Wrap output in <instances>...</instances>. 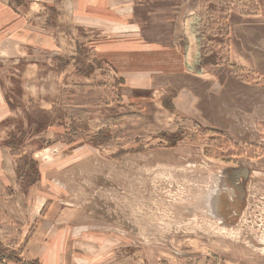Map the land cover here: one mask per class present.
Segmentation results:
<instances>
[{
    "label": "rangeland",
    "instance_id": "374dc122",
    "mask_svg": "<svg viewBox=\"0 0 264 264\" xmlns=\"http://www.w3.org/2000/svg\"><path fill=\"white\" fill-rule=\"evenodd\" d=\"M2 1L0 264H264V0Z\"/></svg>",
    "mask_w": 264,
    "mask_h": 264
},
{
    "label": "crops",
    "instance_id": "0c3cea01",
    "mask_svg": "<svg viewBox=\"0 0 264 264\" xmlns=\"http://www.w3.org/2000/svg\"><path fill=\"white\" fill-rule=\"evenodd\" d=\"M105 1L106 0H93L94 3L89 4V3L85 2L84 0H83V2L81 0H78L77 1V5H78L77 7L78 8H77L76 13H75L76 19H81V18L85 19V18H87V20H89V21L91 20L92 21V20H96V16H97L99 19L102 18V19L107 20V22H110L111 19H109V16L108 15L106 16L103 13V12H105V10H104V6H105L104 2ZM132 1L133 0H130V2H132ZM50 5H51L52 9L54 10L55 8H54L52 3L47 4V6H50ZM12 8H11V6H9L7 4H4L3 1L0 0V16L1 17L3 15L8 16L9 17V22L10 21H14V19H15V18H10L12 13H13V11L14 10L17 11V12L19 11L18 8H16V9H12ZM42 8H43V5H40L38 7V9H42ZM21 9L23 10V14H25L24 13L25 10L28 12V14H27L28 17L27 18L33 16V14L34 15L36 14V12H35L36 10L33 12L31 7L28 8V9H25V6H23V7H21ZM72 15H73V13H72ZM124 23H125L124 24L125 29H127V30L130 29L129 31H132L133 30L132 27H133V28H136L140 33L142 32L141 25L134 19V17L132 16L131 10L129 11V13L126 14V19H124ZM74 25H75V28L81 26L82 28H85L87 30L92 29V28H90L87 25L78 24L75 21V17H74ZM90 25H92V24H90ZM91 27H93V26H91ZM55 29H57V26H56ZM96 30H98V29H96ZM141 37H142V34H141ZM92 40L93 39H91V41ZM91 51L94 52L95 55L98 58L104 60L105 62L110 63V65L113 66V68L115 66L116 69H117L116 64L117 65H121V64H125V62H128V61H125L123 59L124 58L123 54L121 56L122 59L119 58L118 60H115L113 55H117V51L112 49V48H109L106 51L105 49L102 50L101 47L100 48L95 47V49L91 50ZM133 53H135V52L132 51V54H130L132 57L140 56L138 54H133ZM5 61L6 60H2V58H0V69H2V68L5 69L6 68ZM12 61H14V60H12ZM133 66H135L134 68L136 70V67H139L140 64H138L136 62V63H134ZM16 77H18V79L21 80V81H23V80L25 81V74L21 73L19 76H16ZM9 80L14 81V79H9ZM8 89L11 91V96H12L15 93V91L13 90V87L8 85ZM15 96H16V99L18 100L17 101L18 106H17L16 110L25 111V88H18ZM5 100L3 102V107L4 108H2V106H0V124H10V122L13 119V115L10 116V117H8V115H7L9 112H13V110L9 106L8 102H6ZM6 117H8V118H6Z\"/></svg>",
    "mask_w": 264,
    "mask_h": 264
}]
</instances>
